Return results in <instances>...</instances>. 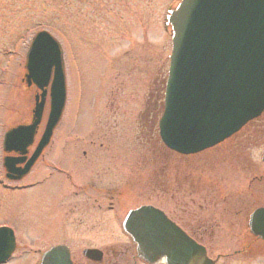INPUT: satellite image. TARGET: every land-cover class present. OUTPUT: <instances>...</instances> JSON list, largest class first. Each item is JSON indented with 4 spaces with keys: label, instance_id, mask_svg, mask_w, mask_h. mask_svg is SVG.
Here are the masks:
<instances>
[{
    "label": "rangeland",
    "instance_id": "1",
    "mask_svg": "<svg viewBox=\"0 0 264 264\" xmlns=\"http://www.w3.org/2000/svg\"><path fill=\"white\" fill-rule=\"evenodd\" d=\"M178 2L0 0V226L11 227L19 244L7 264H38L39 251L56 243L69 244L82 258L86 247L105 249L118 242L89 231L107 229V211H94L87 219L80 208L77 214L71 212L77 201L81 208L87 207L85 202L91 206L81 194L76 198L80 189L74 183L95 182L102 171H108L105 181L112 187L126 184V198L114 199L111 212L119 220L140 204L165 205L172 191L176 198H184L188 183L202 188L192 195L196 198L202 194L222 202L231 192V204L238 199L246 202L245 208L239 214L230 209L215 216L220 220L216 236L204 234L199 239L212 258L221 256L217 264H264V241L248 230L250 214L264 207V114L231 139L193 155L169 151L157 135L172 50L171 28L165 21ZM40 29L51 32L64 53L67 102L54 133L55 155L67 159V170L74 174V182L64 178L50 204L48 216L56 229L49 234L42 210L58 182L38 185L48 175L41 173L40 163L17 183L7 180L3 169L4 133L31 119L36 88H27L23 78L26 53ZM48 110L49 99L42 124ZM93 155L96 162H86ZM4 184L21 189L8 190ZM107 203L101 202L104 209ZM215 211L217 207H212L206 214Z\"/></svg>",
    "mask_w": 264,
    "mask_h": 264
},
{
    "label": "water",
    "instance_id": "2",
    "mask_svg": "<svg viewBox=\"0 0 264 264\" xmlns=\"http://www.w3.org/2000/svg\"><path fill=\"white\" fill-rule=\"evenodd\" d=\"M167 19L173 44L160 135L169 148L191 154L223 141L264 110V0H182ZM25 67L23 81L39 89L32 123L7 131L3 146L7 152L26 153L50 85V113L32 163L49 141L66 103L63 52L50 32L42 30L33 37ZM17 162L5 158L7 171L18 172L15 177L8 174L13 179L22 178L28 169H14ZM124 228L138 256L150 263L215 264L204 246L154 206L131 210ZM248 228L264 240V207L251 214ZM15 247L13 231L0 228V263ZM84 254L99 258L101 252L88 248ZM39 264L73 262L65 245H55L43 253Z\"/></svg>",
    "mask_w": 264,
    "mask_h": 264
},
{
    "label": "flooded vegetation",
    "instance_id": "3",
    "mask_svg": "<svg viewBox=\"0 0 264 264\" xmlns=\"http://www.w3.org/2000/svg\"><path fill=\"white\" fill-rule=\"evenodd\" d=\"M54 137L48 143V145L42 150L40 156L35 161L30 171L26 174V178H27L33 172L37 163H40L42 165L41 173L45 174L46 171L48 172L47 173L48 175H45L38 182V185L43 186L47 182H52V181L56 183L58 182L57 186H53L54 188L55 187L57 188L56 193L53 196H50L51 198L46 201L47 205L42 210V214L44 217V231L47 234L54 232L56 229V225L54 223H50L48 216L52 207V205L50 204L54 202V198L57 196L59 188H61V186L64 183L63 182L64 178L68 179L70 182L72 181L74 182V174L71 171L67 170L68 160L64 159L63 157H61V159H57L55 155L57 149H55L56 145H55ZM32 151L33 148L30 147V149L26 153V162L30 157ZM86 154L87 153L84 152V155ZM95 157L96 156L93 155L92 158L90 160H87L86 162L89 161H91L92 163L96 162ZM169 159L170 158L168 157V162ZM156 160H158V158ZM107 175H108V171H102V173H98L97 176L95 177L96 183L94 181L88 182L87 185H82V186H79L76 183H74V188L77 190L80 189V191H75L76 198H78L79 194H81L82 198H85L87 202H91V206H88V203L85 202L87 207L81 208L80 207L81 205H79L77 201L76 203L73 204V207L76 209H72L71 212L73 213L76 212L77 214V210L80 208L78 212L81 215L85 216L84 219H87V217L94 216V211H100L103 213H106L107 211L108 212L106 214L107 229L103 230L102 232H96L95 229H91L89 231L93 232V234L101 235L100 237L102 238L104 237H107L108 239L117 238L119 239V241L115 243L114 242L108 243L109 245H107L105 249H100L98 247H90V248H97L102 251V256L100 257L99 260H93L86 257L83 254L84 249L82 250V258L77 257L72 252V247L67 243L64 244L70 247L74 264H151L137 255L135 244L131 240L130 236L124 230L123 227L124 218L130 209L125 213L123 218H121L120 220L117 214H113V215L111 214V212H114V208H115L114 199L120 202L121 198L124 197L126 198L128 192L125 183L112 187V184L110 182L105 181V177ZM27 187L28 186H26V189ZM53 187L52 189H54ZM186 187L188 188L184 190L186 192H184V198L182 199L176 198L175 192L172 191L171 199H169V201H166L165 205L164 204L157 205L153 202L149 203V205H153L163 210L170 220L176 223L190 237L196 239L198 242L202 244L204 243L201 242L199 237L204 236V234L210 235L212 237L216 236V228L219 227L220 220L215 219L214 218L215 216L222 214L223 211L226 212L227 210L230 209L234 210L236 214H239L240 210L245 208L246 202L240 203L238 199L233 201L234 205L231 204L232 202L231 192H228L229 193L227 194L228 197L221 198L222 202H219L213 198H207L206 196L202 197V194H198L199 195L198 198L192 197V195H194L195 192H200L202 188L192 187L190 183H188V186ZM156 190H158V186L156 187L154 193V196L157 198ZM172 190L175 189L172 188ZM167 192L169 193L168 189ZM94 193L98 195L95 198L92 197ZM105 200L108 201L106 209H104L103 205L101 204V202H104ZM141 205L144 204H140L138 206H135L134 208L139 207ZM161 206H164L165 209L162 208ZM212 207L214 208L217 207V211L209 213L207 215L206 214L207 211H210ZM193 215H194V219L192 218ZM99 217H102L99 219V222H102L104 216L100 215ZM206 248L208 249L207 246ZM154 264H166V263L158 262Z\"/></svg>",
    "mask_w": 264,
    "mask_h": 264
}]
</instances>
